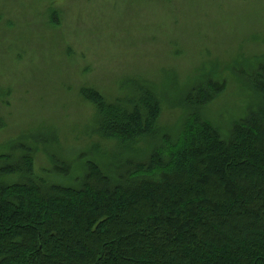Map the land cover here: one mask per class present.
Returning <instances> with one entry per match:
<instances>
[{
  "label": "trees",
  "instance_id": "obj_1",
  "mask_svg": "<svg viewBox=\"0 0 264 264\" xmlns=\"http://www.w3.org/2000/svg\"><path fill=\"white\" fill-rule=\"evenodd\" d=\"M47 10L57 26L59 12ZM231 64L189 75L200 81L177 95L173 78L163 96L142 77L115 99L81 86L96 140L73 150L74 166L47 131L0 156V264H264V55L233 61L253 100L225 132L206 111ZM164 101L181 110L179 126L161 125ZM40 150L60 177L37 174Z\"/></svg>",
  "mask_w": 264,
  "mask_h": 264
},
{
  "label": "rangeland",
  "instance_id": "obj_2",
  "mask_svg": "<svg viewBox=\"0 0 264 264\" xmlns=\"http://www.w3.org/2000/svg\"><path fill=\"white\" fill-rule=\"evenodd\" d=\"M50 8L59 12L57 26L50 24ZM241 52L264 55V0H0V156L19 154L14 148L27 137L43 140L47 131L61 144L57 158L74 166L73 150L96 140L90 132L95 108L79 96L81 86L115 99L128 79L142 77L163 96L172 93L173 78L181 84L177 95L200 81L186 83L189 75L221 72L231 58L222 70L227 89L206 111L226 132L228 116L242 118L253 100L247 80L234 75ZM163 104L161 125L179 126L181 110ZM222 110L227 116L219 121ZM35 165L39 176L60 177L43 150Z\"/></svg>",
  "mask_w": 264,
  "mask_h": 264
}]
</instances>
